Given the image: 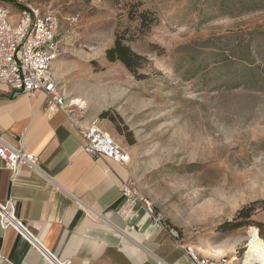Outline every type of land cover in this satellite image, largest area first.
Wrapping results in <instances>:
<instances>
[{
  "label": "rangeland",
  "instance_id": "rangeland-1",
  "mask_svg": "<svg viewBox=\"0 0 264 264\" xmlns=\"http://www.w3.org/2000/svg\"><path fill=\"white\" fill-rule=\"evenodd\" d=\"M29 2L57 11L68 111L130 152L131 187L185 245L262 264L264 0ZM118 33L137 74L107 58Z\"/></svg>",
  "mask_w": 264,
  "mask_h": 264
},
{
  "label": "crops",
  "instance_id": "crops-1",
  "mask_svg": "<svg viewBox=\"0 0 264 264\" xmlns=\"http://www.w3.org/2000/svg\"><path fill=\"white\" fill-rule=\"evenodd\" d=\"M65 49L60 42L53 64L58 81L64 78ZM91 123L48 108L41 92L16 96L0 85V142L24 147L38 159L36 170L22 167L14 180L0 159V204L12 201L17 217L41 243L71 264H192L148 214L146 198L124 194L129 165L83 151L79 129ZM195 248L203 256H217ZM0 264L47 263L17 231L0 225Z\"/></svg>",
  "mask_w": 264,
  "mask_h": 264
},
{
  "label": "built area",
  "instance_id": "built-area-1",
  "mask_svg": "<svg viewBox=\"0 0 264 264\" xmlns=\"http://www.w3.org/2000/svg\"><path fill=\"white\" fill-rule=\"evenodd\" d=\"M75 21V20H74ZM60 18L52 5H34L29 0H15L10 5L0 3V85L13 90L14 95H45L48 108L68 111V103L53 73V64L60 56ZM84 140L83 151L98 158H107L121 165H129L131 154L99 124L91 123L80 128ZM0 159L11 172L12 180L22 167L36 170L38 159L24 147H14L0 142ZM123 192L132 200L138 193L130 183ZM148 214L167 230L176 245L185 250L192 264H231L226 256H203L195 246L185 245L178 232L166 225L163 216L156 213L154 205L143 199ZM0 225L13 228L34 249L39 251L47 264H71L59 259L47 249L28 226L17 217L12 201L0 204Z\"/></svg>",
  "mask_w": 264,
  "mask_h": 264
},
{
  "label": "trees",
  "instance_id": "trees-1",
  "mask_svg": "<svg viewBox=\"0 0 264 264\" xmlns=\"http://www.w3.org/2000/svg\"><path fill=\"white\" fill-rule=\"evenodd\" d=\"M10 2H14L15 0H7ZM132 16V15H131ZM142 27H147V21H148V12L143 11L139 15ZM124 35L117 34V38L115 40L114 46L107 50V58L110 62H121L123 63L130 72L137 74V70H135V66L139 64V60H141V57L134 53L132 49L124 43Z\"/></svg>",
  "mask_w": 264,
  "mask_h": 264
},
{
  "label": "bare ground",
  "instance_id": "bare-ground-1",
  "mask_svg": "<svg viewBox=\"0 0 264 264\" xmlns=\"http://www.w3.org/2000/svg\"><path fill=\"white\" fill-rule=\"evenodd\" d=\"M80 103L79 100H74L72 104L79 105ZM249 255L250 260L261 261L264 264V240L256 234L253 235L249 242Z\"/></svg>",
  "mask_w": 264,
  "mask_h": 264
}]
</instances>
